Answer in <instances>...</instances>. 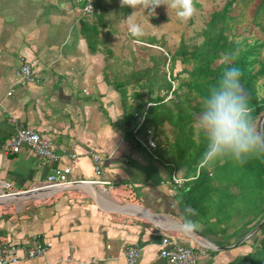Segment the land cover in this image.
Here are the masks:
<instances>
[{
	"label": "crops",
	"instance_id": "1",
	"mask_svg": "<svg viewBox=\"0 0 264 264\" xmlns=\"http://www.w3.org/2000/svg\"><path fill=\"white\" fill-rule=\"evenodd\" d=\"M77 17L74 0H0V143L14 133L12 116L18 126L49 139L59 158L45 163L26 148L15 155L0 151V195L24 193L70 168L65 189L32 199L0 198V245L52 244L43 257L19 264H125L124 251L132 245L140 248L137 264H167L160 258L164 239L168 248L210 246L183 227L171 230L187 221L221 244L182 203L181 175H170L146 142L124 137L121 96L105 74L107 65L127 60L116 54V39L109 60L103 51L91 54ZM25 64L39 83L17 84L15 72ZM92 153L101 159L100 176ZM128 203L151 214L121 207ZM234 249L207 253L199 264L229 263L241 254Z\"/></svg>",
	"mask_w": 264,
	"mask_h": 264
},
{
	"label": "trees",
	"instance_id": "2",
	"mask_svg": "<svg viewBox=\"0 0 264 264\" xmlns=\"http://www.w3.org/2000/svg\"><path fill=\"white\" fill-rule=\"evenodd\" d=\"M248 2L251 0L212 4L204 16L200 42L181 39L170 48L150 37V42L142 43L159 48L157 54H146L147 47L138 46L135 52L145 58L133 52L131 62L107 65L109 74H105L121 96L124 137L143 141L151 137L155 143L152 156L170 175H181L182 203L195 210V220L209 233L223 240L218 246L235 244L264 217V153L252 154L244 163L230 157L207 162L206 140L195 126L202 98L226 67L242 72L241 89L253 109L257 130L264 116V0H254L250 17L260 36L244 23L242 7ZM130 15L131 9L122 7L120 0H94V20L79 24L89 52L103 51L109 60L113 54L110 46L126 30L120 25L128 24ZM229 56L234 57L231 63ZM142 116V124L135 129ZM236 249L241 254L226 264H264V225Z\"/></svg>",
	"mask_w": 264,
	"mask_h": 264
},
{
	"label": "clouds",
	"instance_id": "3",
	"mask_svg": "<svg viewBox=\"0 0 264 264\" xmlns=\"http://www.w3.org/2000/svg\"><path fill=\"white\" fill-rule=\"evenodd\" d=\"M122 7L151 10L165 5L175 10L176 16L183 21L196 14L194 0H120ZM134 14V13H133ZM132 14V15H133ZM128 16L129 31L132 35L142 34V27ZM234 57L229 56L231 63ZM242 72L237 67H226L217 82L210 86L201 101V112L195 126L206 140L204 159L212 162L230 157L239 163L257 153H264V131H258L254 125L252 112L246 96L241 89ZM194 214L195 210H191ZM191 221L184 224L185 231H191Z\"/></svg>",
	"mask_w": 264,
	"mask_h": 264
},
{
	"label": "built area",
	"instance_id": "4",
	"mask_svg": "<svg viewBox=\"0 0 264 264\" xmlns=\"http://www.w3.org/2000/svg\"><path fill=\"white\" fill-rule=\"evenodd\" d=\"M78 10L77 23L80 24L85 21L94 20V0H74ZM17 84L19 86H26L29 84L39 83V78L33 71L30 64L22 65L16 72ZM170 98V95H169ZM144 117L138 120L135 129H138L142 124ZM9 122L15 125L14 133L10 138L0 143V151L4 155L18 154L23 148L33 152L37 157L42 159L45 163L57 161L59 158L52 151V142L36 133L31 129H26L17 125L15 117H10ZM139 143L143 144L140 140ZM148 148H154V143L149 139ZM69 158L75 159L76 154H69ZM91 160L93 168L97 176L101 175V159L99 155L92 153ZM70 168L66 167L62 173L58 175H50L47 181L31 190H52L57 189L63 185H67L68 181L66 175L69 174ZM177 182L176 179H174ZM5 188L9 185L5 184ZM16 193L1 194L0 198L8 197ZM169 239H164L161 242L162 250L160 251V258L167 264H198L200 259L206 257L208 254L205 247H194L184 245H173L171 248L167 246L170 244ZM50 242L35 241L30 246H25L21 243H4L0 245V264H19L22 261H28L43 257L51 248ZM125 264H137L140 256V248L136 245L128 246L124 251Z\"/></svg>",
	"mask_w": 264,
	"mask_h": 264
},
{
	"label": "rangeland",
	"instance_id": "5",
	"mask_svg": "<svg viewBox=\"0 0 264 264\" xmlns=\"http://www.w3.org/2000/svg\"><path fill=\"white\" fill-rule=\"evenodd\" d=\"M220 1L221 0H194V6L197 11L196 14L187 21H183L178 18L175 10L169 9L168 11L165 5L155 8V10L143 7H138L137 9L129 7L131 9V15L134 13L132 15V20L139 23L143 31L142 34L136 36V38H132L131 32L129 31V22L128 24L127 21L122 22L120 27L122 30H126L123 31L122 35L115 38V41L117 42V49L115 52L116 54L120 53L119 55L127 61L132 59L133 52L136 53L137 57L145 58L144 54L141 52H135L138 46L142 45H144V47L148 46V50H144L146 54H157L159 48H156V46L151 47L149 44L142 43V41L150 42V37H154L161 42H165L170 48L177 46L181 39L190 44L198 43L201 40L199 33L204 25V16L207 15V12L212 4H217ZM254 4V0H251V2H248L246 7H242V10H245V24H250L251 10L253 9ZM250 25L257 33L258 28L253 26V24ZM258 35L260 36L261 33L258 32ZM133 39H136V41H133ZM119 44H121V46ZM138 64H140V62H138Z\"/></svg>",
	"mask_w": 264,
	"mask_h": 264
},
{
	"label": "water",
	"instance_id": "6",
	"mask_svg": "<svg viewBox=\"0 0 264 264\" xmlns=\"http://www.w3.org/2000/svg\"><path fill=\"white\" fill-rule=\"evenodd\" d=\"M263 122H264V116L259 121L258 131H262ZM66 186H68V185H63V186H61V187H59V188H57L55 190L65 189V188H67ZM43 193H45V190H41V189H38V190H35V191L34 190H29V191H26V192L21 193V194H13L11 196L4 197V198H11L12 197V199H15V198L32 199V198H34V196L39 195V194H43ZM121 207L123 209L129 208V207L137 208V209L143 211L144 213H150L145 207H143L141 205H138V204L128 203L126 205H121ZM263 225H264V217L262 218V220L250 232H248L246 235H244L235 244L230 245V246H225V247L218 246L217 244L209 241L207 238L202 237L194 228L191 231H189V232L192 233L194 236L199 237L205 243H208L210 246H205L204 245L206 248L211 249L213 251H224V250H227V249L236 248V247L240 246L243 242L247 241L249 238H251L252 236L257 234L259 232V230L262 228ZM178 226L184 228V224H182V223H174L173 229H171V230L172 231L183 232L182 229H177Z\"/></svg>",
	"mask_w": 264,
	"mask_h": 264
},
{
	"label": "bare ground",
	"instance_id": "7",
	"mask_svg": "<svg viewBox=\"0 0 264 264\" xmlns=\"http://www.w3.org/2000/svg\"><path fill=\"white\" fill-rule=\"evenodd\" d=\"M142 117H143V116H142ZM139 119H140V118H139ZM139 119H138V120H139ZM137 123H138V122H137ZM149 135H150V133H149ZM136 139L140 140L142 143H143V142H146V143H144V145H145L146 147H147V145H148V140H149V139L154 143V141L151 139L150 136L147 138V141H143V140H141V139H139V138H136ZM154 145H155V143H154ZM154 148H155V147H154ZM154 148H151V149H150V148L147 147V149L150 150V151H152ZM174 179H176V178H173V180H174ZM176 180H177L176 183L181 182V180H179V179H176ZM174 182H175V181H174Z\"/></svg>",
	"mask_w": 264,
	"mask_h": 264
}]
</instances>
